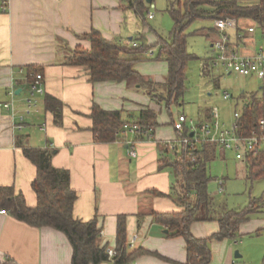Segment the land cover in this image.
<instances>
[{
	"label": "crops",
	"instance_id": "crops-1",
	"mask_svg": "<svg viewBox=\"0 0 264 264\" xmlns=\"http://www.w3.org/2000/svg\"><path fill=\"white\" fill-rule=\"evenodd\" d=\"M134 14L122 0H10L6 11L0 8V186H14L24 194L28 206H35L37 195L32 183L37 167L24 154V146L53 149L52 164L70 172L72 188L78 194L74 216L83 221L97 217L102 245L116 247L118 217L125 215L126 244L138 235L136 246L128 251H146L128 264H186V239L172 235L154 219L156 212L183 209L170 196L175 181L172 169L160 164L158 142L179 137L173 125L177 116L164 113L165 106L170 111L173 104L183 103L180 99L168 107L160 97L164 91L159 85L166 81L169 66L164 59H155L158 38H147L153 48L147 59L134 64L139 75L131 80L93 82L86 66L68 63L76 48L90 49L91 43L83 35L93 28L109 40L131 41ZM250 27L254 30L249 31ZM257 29L264 37V29L256 21L239 19L235 34L229 35L230 48L244 56L254 55ZM211 32L218 40L221 31L215 26ZM29 67L42 68L38 73L44 74L45 92L33 97L35 103L26 114L31 96L29 79L34 73L27 71ZM47 96L61 102L60 122L46 107ZM254 97L257 95H250L244 104ZM5 103H12L14 109L6 108ZM94 103L106 110L122 111L123 119L130 122L139 120L142 112L156 113L158 124L152 137H137L136 157L129 155L132 134L121 131L112 142L97 139L91 116ZM211 111L203 121L212 119ZM21 114L26 115L23 121ZM224 151L218 146L216 157L220 153L225 157ZM219 228L217 220L198 221L192 225V232L198 238H208ZM261 229L264 219H249L240 224L239 232L245 237ZM233 247L232 239L212 238L209 264H238L233 259ZM73 253L63 231L32 226L0 210V264L9 257L16 264H73ZM98 264L114 263L106 260Z\"/></svg>",
	"mask_w": 264,
	"mask_h": 264
},
{
	"label": "trees",
	"instance_id": "trees-1",
	"mask_svg": "<svg viewBox=\"0 0 264 264\" xmlns=\"http://www.w3.org/2000/svg\"><path fill=\"white\" fill-rule=\"evenodd\" d=\"M125 6L142 17L150 12L146 0H122ZM154 1V0H153ZM169 11L174 25L170 37H158V51L155 59H164L169 66L166 81L159 85L164 91L161 99L167 105L178 102L186 91V68L193 58L187 50V34L185 29L198 19L212 20L227 16L236 19L247 18L256 21L264 29V0H178L171 2ZM91 43L90 49L78 47L69 57L68 63L84 65L88 68L90 79L98 81L131 80L138 76L134 64L147 59V53L153 45L148 43L145 36L140 35L121 43L109 40L102 32L93 28L83 35ZM29 73L42 71L40 67H29ZM31 82L33 79L30 77ZM153 90V89H152ZM46 107L55 113L57 122L62 119V104L53 96L46 97ZM239 120V133L249 134L264 117V98L254 97L243 105ZM91 116L93 131L97 139L104 142L115 141L120 135L126 121L122 111L106 110L97 103L93 104ZM178 119V118H177ZM176 119V120H177ZM176 120H174L173 125ZM144 128H155L158 124L156 113L148 110L141 113L137 121ZM175 127V126H174ZM186 124L184 132H178L179 137L190 136ZM138 139L147 138L145 133ZM177 151L167 142H158L161 153V168L170 167L175 181L170 196L183 207L182 211L169 213H154V219L165 225L172 235L183 236L188 247L186 264H206L211 260L210 240L216 238L236 239L240 236L239 227L250 219L254 212L260 211L256 202L246 210L227 208L225 204H216L208 189L212 176L209 171L210 163L216 158L218 144L202 141L196 146L195 159L189 157L190 150L185 145L176 144ZM24 154L37 167V176L32 185L37 195V204L28 206L22 192H17L14 186H0V210L9 211L14 217L32 226H51L63 231L73 246V264H98L110 260L106 252L107 245L100 242L101 230L98 219L83 221L74 216V206L78 197L72 188L70 172L67 169L55 167L52 164L53 149H42L24 146ZM248 167V178L257 179L264 176V149L258 154H248L245 161ZM223 189H220L222 191ZM162 194V193H159ZM217 220L219 231L208 238H198L192 232V225L198 221ZM264 232V229L256 233ZM127 231L126 216L118 217L117 245L119 251L117 264L128 263L139 254L146 252L138 248L129 252L126 247ZM3 264H16L10 257ZM264 264V258L262 260Z\"/></svg>",
	"mask_w": 264,
	"mask_h": 264
},
{
	"label": "rangeland",
	"instance_id": "rangeland-1",
	"mask_svg": "<svg viewBox=\"0 0 264 264\" xmlns=\"http://www.w3.org/2000/svg\"><path fill=\"white\" fill-rule=\"evenodd\" d=\"M176 1L178 0H154L149 3L150 12L154 14L152 19L147 18L148 12L144 17L134 14L136 22L133 38L143 35L151 41L159 36L170 37L174 21L169 7L171 2ZM129 22L133 23L132 19ZM211 29H215V22L209 18L198 19L185 29L187 50L193 58L186 68L187 85L181 98L183 104H173L170 111L165 106L164 113L168 116L171 113L177 118L181 113H185L189 121L199 123V120L206 119L207 111L217 107L221 122L229 126L234 120L235 111L242 110L244 102L250 95L256 94L257 98L264 97V90H261L264 79L257 75L227 74L224 65H214L213 58L216 52L211 45L217 38ZM227 32L233 36L235 28L229 27ZM257 36L258 50L264 45V37L259 29ZM224 91H228L232 95L231 98L225 99ZM223 153L226 154L225 157L221 153L217 154L209 166L212 179L208 189L215 203L225 204L230 209L246 210L251 203L257 201L260 211L252 213L250 219H264V176L249 179L245 161L236 158L232 150H225ZM220 182L224 183L222 191H220ZM238 238L232 239L233 259L238 264H261L264 258V233H254L245 237L240 234ZM236 251H239L242 257H235Z\"/></svg>",
	"mask_w": 264,
	"mask_h": 264
},
{
	"label": "built area",
	"instance_id": "built-area-1",
	"mask_svg": "<svg viewBox=\"0 0 264 264\" xmlns=\"http://www.w3.org/2000/svg\"><path fill=\"white\" fill-rule=\"evenodd\" d=\"M10 0H0V8L6 11L9 7ZM149 18H153L154 14L149 12ZM215 26L221 31V36L214 43V49L216 56L213 58L214 65L220 64L224 65L227 72L239 73L241 75H257L258 77L264 79V45L260 48L254 55L244 56L239 54L230 48L229 44V34L227 29L229 27L237 28L238 19L234 17H225L215 19ZM254 28L250 27L249 31H253ZM33 81L31 83V96L27 99L29 107L26 110V114L31 112V105L35 103V95L44 94V74L43 73H32ZM12 95H15L14 90L11 91ZM231 94L228 91H224L223 97L225 99L231 98ZM6 108H13L12 103H5ZM14 113V112H13ZM212 119L208 121H203L200 123H194L193 120L189 121L185 114H181L176 120L174 126L178 132H184L186 124L189 127L190 136H183L172 140L166 141L173 152L177 151L176 143L178 142L180 147L184 145L190 150L189 157L194 158V153L196 151V146L200 141H211L212 143L218 144L219 147L225 150H232L235 152L236 158L246 161L247 155L254 153L258 154L264 149V117L259 119L256 126L251 129L249 134L239 133V120L241 117V112L235 111L234 120L228 126L222 123L220 120V115L217 107H214L211 111ZM21 121L26 117L25 114L19 115ZM18 127H22L19 124ZM123 133H128L134 135L133 138L128 140L129 155L136 157L138 151L136 148L137 136L141 133H145V136L150 139L153 134V128L146 129L138 122H126L121 130ZM222 182H220L221 189H223ZM2 213H7L5 209H1ZM138 235H135L127 244L128 249H132L136 246V240ZM106 252L108 253L110 261L117 264V256L119 251L116 247L107 246ZM128 264V263H125ZM208 264V263H206Z\"/></svg>",
	"mask_w": 264,
	"mask_h": 264
},
{
	"label": "water",
	"instance_id": "water-1",
	"mask_svg": "<svg viewBox=\"0 0 264 264\" xmlns=\"http://www.w3.org/2000/svg\"><path fill=\"white\" fill-rule=\"evenodd\" d=\"M148 3H152L153 2V0H146ZM242 255L240 254V252L239 251H236V253H235V257H237V258H239V257H241Z\"/></svg>",
	"mask_w": 264,
	"mask_h": 264
}]
</instances>
